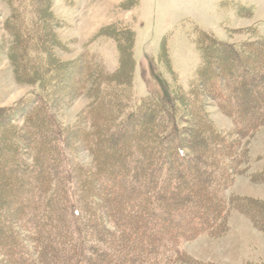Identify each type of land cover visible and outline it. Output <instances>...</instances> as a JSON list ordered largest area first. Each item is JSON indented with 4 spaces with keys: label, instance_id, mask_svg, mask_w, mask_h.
<instances>
[{
    "label": "trees",
    "instance_id": "trees-1",
    "mask_svg": "<svg viewBox=\"0 0 264 264\" xmlns=\"http://www.w3.org/2000/svg\"><path fill=\"white\" fill-rule=\"evenodd\" d=\"M26 2L33 18L17 28L14 63L20 81L38 82L41 93L0 109V180L11 186L13 198L18 194L13 214L0 210L2 264H166L185 256L178 250L182 241L222 233L230 210L264 233V200L226 195L242 156L236 139L209 129L198 114L205 93L232 120L238 137L264 126V58H257L264 57V37L236 45L203 32L197 38L201 60L185 101L167 91L114 122L124 101L101 98L86 112L92 129L85 133V148L94 166H79L50 112L48 92L62 68L42 44L45 7L39 0H6L13 10L8 22L20 21L23 15L14 8ZM118 33V75L108 74L105 85L129 84L121 74L132 72L133 34ZM165 52L162 43L158 58L169 65ZM102 73L89 56L77 78L81 90L94 74L102 82ZM184 118L187 127L179 126ZM18 119L22 125L13 136L9 130ZM12 220L26 231L27 244Z\"/></svg>",
    "mask_w": 264,
    "mask_h": 264
},
{
    "label": "rangeland",
    "instance_id": "rangeland-1",
    "mask_svg": "<svg viewBox=\"0 0 264 264\" xmlns=\"http://www.w3.org/2000/svg\"><path fill=\"white\" fill-rule=\"evenodd\" d=\"M39 2L45 7L43 26L39 24L43 38L41 43L51 49L54 59L59 61L62 68L61 79L54 81L56 87L48 92L51 94L50 112L68 138L69 158L79 166H94L92 153L85 148V133L92 129L86 112L101 98L105 97L111 102L124 101L123 110H119L123 114L117 112L114 122L121 121L129 109L142 100L167 91L175 96L181 93L180 96L185 101L184 94L193 88L195 71L201 60L197 38L203 32L236 45L264 37V0ZM14 10L21 13L23 19L20 17V21L14 19L8 22L13 10L6 0H0V109L12 107L41 93L38 82H22L18 77L14 63L17 53H13L12 44L17 40V28L24 25V21L31 20L33 14H30L27 2L21 9L16 6ZM125 30L133 34L134 64L129 77L122 71L121 81L126 80L129 84L105 85V81L110 80L108 74L118 75L116 70L119 66V52L113 37L121 35L118 32ZM162 43L169 65L158 58ZM89 56L101 64L106 73H102L103 81L99 83L94 74L81 90L78 83L81 64ZM257 58L263 60L264 57ZM199 99L201 108L198 114L203 116V123L209 125V129L214 128L224 136L236 139V146L242 153L226 195L237 194L264 200V126L250 136L238 137L232 120L215 106L207 94L203 93ZM185 120L186 118L179 126L186 125ZM13 124L9 133L12 132L11 135L14 136L16 133L13 130L16 125H22V119ZM15 194L11 186L0 180L1 211L13 214L17 210L15 204L18 194L13 198ZM6 205L9 206L8 210H4ZM17 220H12L15 231L21 238L27 237L26 231L17 225ZM27 239L23 241L25 244ZM178 247L185 256H172L166 264H264V233L256 228L251 219L236 210H230L227 227L219 235L210 236L203 232L190 240L182 241ZM3 257L0 251V264L4 263Z\"/></svg>",
    "mask_w": 264,
    "mask_h": 264
}]
</instances>
